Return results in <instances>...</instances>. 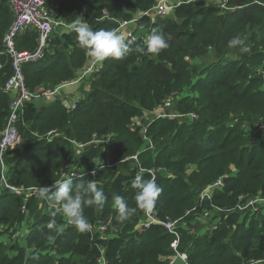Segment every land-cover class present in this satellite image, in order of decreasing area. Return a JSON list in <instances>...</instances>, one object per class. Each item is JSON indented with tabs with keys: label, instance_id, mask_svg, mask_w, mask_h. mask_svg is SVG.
Here are the masks:
<instances>
[{
	"label": "trees",
	"instance_id": "obj_1",
	"mask_svg": "<svg viewBox=\"0 0 264 264\" xmlns=\"http://www.w3.org/2000/svg\"><path fill=\"white\" fill-rule=\"evenodd\" d=\"M157 1L46 0L45 7L61 22L72 25L82 16L94 31L117 30L120 20L130 21L139 11L152 9ZM233 3L229 8L239 10L227 11L198 0L180 5L172 17H158L154 22L148 17L140 19L147 34L156 29L170 37L169 47L151 53L147 52V41L139 40L131 44L133 50L123 59L107 58L86 93L85 87L81 89L86 95L78 97L73 111L67 110L60 98L47 105L34 102L24 108L17 124L21 142L5 157L9 182L25 188L41 187L59 181L70 166L82 168L84 175L73 180L74 185L94 180L107 197L103 207L86 206L84 215L89 223L110 221L111 227L119 230L112 241L96 239L100 246L107 247L109 264H169V257L174 254L175 236L162 226L137 229L146 212V208L137 205L138 189L132 187L140 168L145 170L143 179L152 178L148 171L154 170L162 188L152 208L156 216L163 221L185 216L198 230L193 235L181 230L178 251L187 255L188 264H264V214L250 219L249 215L232 213L217 230L201 237L200 232L206 227L199 226L198 218L203 209L212 210L211 204L204 203L191 211L197 207L199 192L222 176H227L225 190L215 194L212 204L216 206L233 208L242 195L264 196V131L254 127L264 121V77L258 74L261 66L264 68V0ZM12 21L10 7L1 2L0 48ZM234 36L241 37L242 46L229 47ZM37 46L35 32L16 40L18 51H33ZM137 46L144 47L145 52L135 51ZM245 46L250 52L244 51ZM210 58L215 59L212 69L200 71L199 65L192 64L194 60ZM87 60V50L79 46L76 32L61 28L49 40L43 60L23 66L25 84L33 92L72 82ZM0 63L4 65L0 70L1 133L11 114L13 99L2 88L13 71L4 56H0ZM183 88H192L194 96L189 92L190 96L181 98ZM175 92L179 99L174 110L181 115L195 113L198 120H153L147 136L152 138L154 149L143 147L141 127L133 120L143 116L145 110L154 112ZM233 116L239 121L231 129ZM53 130L79 143L91 142L94 135L109 136L108 150L91 147L82 158L74 160L73 148L64 138L45 139ZM135 155L138 163L131 159L120 170V165L99 169L92 162L103 158L116 164ZM233 166L236 173L229 174ZM93 170H97L95 176L90 174ZM0 191V235L3 228L11 230L15 224L22 225L23 231L31 229L25 242L13 241L10 246L0 242V264H23L26 259L27 264H93L82 258L96 257L93 242L86 243L88 250L83 251L82 241L89 240V232L80 233L75 226L62 228L66 223L62 213H38L43 208L38 196L29 197L25 203V196ZM114 195L124 197L129 207L135 208L126 220L116 219ZM25 204L33 218L23 213ZM50 220H55L60 230L49 229ZM10 249L17 250V256L11 258ZM50 249L56 250L58 257Z\"/></svg>",
	"mask_w": 264,
	"mask_h": 264
},
{
	"label": "built area",
	"instance_id": "obj_2",
	"mask_svg": "<svg viewBox=\"0 0 264 264\" xmlns=\"http://www.w3.org/2000/svg\"><path fill=\"white\" fill-rule=\"evenodd\" d=\"M198 0H177L176 3H173V0H158L155 4V6L152 9H149L147 11H143L141 13H137V15L131 19L130 21H124L123 23H120V26L117 28V32L121 33L120 31L124 30L126 26L132 24L135 25L137 29H140L138 27L139 20L148 17L151 19L152 22L155 21L156 18H166L168 14L172 11H174L178 6L182 4H189L192 2H195ZM208 4H216L223 10L232 11L229 6H227L228 0H205ZM4 2L6 3L13 15V21L9 27V29L6 31L2 46L0 48V56H4L8 61L11 62L12 65V71L13 75L6 81L4 84V87L2 90L5 93H8L13 98L10 105V116L8 118V122L4 130L0 133V170L1 171V180H0V186L2 187V191H7L11 193H16L19 195H23L26 197V200H28L29 197L37 196V193L39 191L40 187L30 188L27 189L28 191H25V188L21 186H15L9 182V169L7 164L5 165V157L7 151L14 148L19 140H21L20 133L17 127V124L20 122V120L23 117V111L24 108L34 102H41V100L49 101V100H55L59 98L62 95V90L64 88H68V86H73L75 83L80 82L81 76L79 78H76L73 82H70L71 84H61L58 87L55 88H47V89H37L33 92L30 91L26 84H25V77L23 74V66L25 64L30 63H36L40 60H43L45 57V51L46 47L49 43V40H51V37L55 31L59 29V27H63L66 30L72 29V25L64 24L60 20H56L53 15L48 12V10L45 7L46 0H0V3ZM145 27L143 26V29ZM29 32H35L38 34V46L33 51H18L16 49V40L19 38V36L27 34ZM128 38L126 40H131L132 44L137 43L139 40L147 41L149 37V33L140 36L138 39L134 32H128ZM127 36V35H126ZM246 52H250V48H246ZM4 65L0 63V70L3 69ZM87 69L83 72L84 75H87L90 72H93L94 70L101 67V63H95L93 59L89 56L88 57V63L86 64ZM259 75L264 77V72L259 73ZM1 90V89H0ZM178 98L177 92L171 94L168 98L162 101L161 105L157 107V109L154 112L146 113L141 116L140 119H138V124L141 126L142 135L144 137V141L149 144V149L154 148V144L152 140L147 136V129L149 124L156 119H169V120H186V121H196L198 120V116L195 113H189V114H178L171 112L173 110H169L171 106L174 107L176 104ZM65 108L67 110L72 111L76 107V103H72V106H69V104L64 103ZM153 115V117H151ZM188 118V119H187ZM146 121V122H145ZM237 125V122L232 123L230 125L231 127H234ZM264 121H261V125H259L260 131H264ZM135 130V127H132V131ZM61 136L60 133L57 130H53L50 133L47 134L46 138H55ZM100 140L97 135H94L91 142L93 140ZM110 139V137H109ZM90 142V143H91ZM89 143V144H90ZM94 147V146H92ZM137 159V156L132 157V159ZM96 164V166L99 169L104 168H110L109 163L106 159L101 158L100 160H93ZM119 163L113 164L112 167L118 165ZM7 169V171H6ZM98 170V169H97ZM97 170H93L97 172ZM6 171V173H5ZM90 174L92 175V172ZM144 169L140 168L138 170L137 175H140L144 173ZM150 174H152V177H155L154 170L148 171ZM84 175V171L77 169L76 167L70 166L68 167L67 171L64 172L61 176V179L64 180L65 178H81ZM227 176H222L215 180L213 183L207 185L205 188H203L197 198V207H194L191 211H196V209L204 203L211 204L212 210L203 209L202 215L198 218L199 226L200 227H206L211 230H216L218 228V225L220 223L226 222L227 217L232 213H240L242 215H249V218L261 216L264 214V198L259 199H253L247 195H242L238 197L236 204L233 206V208H221L219 206H216L212 204V200L218 192H224L225 190V179ZM60 179V180H61ZM61 180V181H62ZM52 185V184H51ZM44 186H50V184L44 185ZM19 187V188H18ZM250 198V199H249ZM40 203L44 206V204H49L47 199H39ZM50 205V204H49ZM42 208V206L40 207ZM51 210H54L57 213H62V211H57V209L60 208V205L57 204L55 208L49 207ZM153 208V207H152ZM152 208H147L145 212V219L143 222H141L137 229H149L152 226H162L167 233L175 236V240L173 241V249L175 254L169 258V264H176V260L180 259L184 262V264H188L187 258L178 251V246L181 240V230H187L190 234H196L198 233V230L195 228H190L189 221H186V217L180 218L178 220H167L163 221L159 219ZM28 210L25 206H23V213L27 214ZM188 212L187 214H189ZM64 216V215H63ZM214 217V219H211ZM201 220H209V222L203 223ZM70 226H74L68 221H66V224L64 225L65 228H68ZM30 227H27L25 231V239L28 238V235L31 233ZM204 228V229H206ZM102 230H104L103 226H97L91 224V231L89 234L91 235V239L93 240L98 233H100ZM83 233V232H80ZM198 235V234H197ZM102 238V237H101ZM102 248V246H101ZM51 254L58 257V253L54 249H50ZM50 252V251H49ZM101 258L97 260L98 264H105V252L101 249ZM246 264H257L256 262L246 263Z\"/></svg>",
	"mask_w": 264,
	"mask_h": 264
},
{
	"label": "clouds",
	"instance_id": "obj_3",
	"mask_svg": "<svg viewBox=\"0 0 264 264\" xmlns=\"http://www.w3.org/2000/svg\"><path fill=\"white\" fill-rule=\"evenodd\" d=\"M56 20L58 21V19ZM62 23L65 24V22ZM71 27L77 34L79 46L87 50L88 57L90 56L95 63H102L109 57L114 59H123L130 51L133 50L131 48L132 41H126L125 36L122 33H118L115 29H100L94 31L82 16L81 19L74 21ZM145 34L146 32L143 33V35ZM169 38L170 37H167L163 31L153 29L147 39V52L159 53L161 50L166 49L169 47L167 42ZM228 45L233 48L242 46L243 40L240 36H234L229 40ZM135 51L144 53L145 48L137 46ZM174 112L176 111L174 110ZM58 132L61 136L55 137L53 140L56 138H62L63 133L60 131ZM64 139L70 143L69 138L66 137ZM143 142V147H147V149H149V144L145 141ZM70 144L73 145V143ZM135 156L138 158V155ZM132 157L128 160H131ZM92 175L95 176L96 172L93 171ZM60 179L59 181L54 182V184H50V186H41L39 188L37 193L38 198L47 199L50 204H47L48 208H41L44 211L42 214L48 213L49 210L54 211L49 207L51 206L55 208V206L59 204L60 208L57 209V211H62L68 223L74 225L80 232L91 231V224L84 215V208L92 205L103 207L105 201L107 200L104 191L97 186V183L94 180H88L86 183L82 182L74 185L73 180L75 179L65 178L64 180L61 179L62 181ZM132 187L138 189L135 196L137 205L146 209L152 208L155 205L157 198L162 192V188L157 184L154 176L150 179H143L140 175H137L132 181ZM112 200L118 211V215L116 217L118 221L126 220L135 212V208L129 207L124 197L114 195ZM25 203H27V200H25ZM24 206L26 207V204ZM27 213H29V211ZM54 214L55 213H53V215ZM47 226L49 229L60 230V226L57 225L55 220H50Z\"/></svg>",
	"mask_w": 264,
	"mask_h": 264
},
{
	"label": "rangeland",
	"instance_id": "obj_4",
	"mask_svg": "<svg viewBox=\"0 0 264 264\" xmlns=\"http://www.w3.org/2000/svg\"><path fill=\"white\" fill-rule=\"evenodd\" d=\"M234 1H236V0H228V3H227V6H229V4H230V6L231 5H233L234 3ZM174 2H176V0H173V3ZM68 4L70 5L71 3L70 2H68ZM231 7H233V6H231ZM68 9V7H66V9L65 10H67ZM236 9L237 10H239L238 9V7L237 8H233V11L232 12H235L236 11ZM104 12L106 13V10H104ZM142 11H139V13H141ZM173 14H174V12H172V13H170L168 16H167V18L168 17H172L173 16ZM63 17V16H62ZM64 18V17H63ZM65 24H66V22H65ZM138 27L142 30V33H145L144 32V30H143V26H141L140 24L138 25ZM141 36H142V34H141ZM136 37L139 39L140 38V36H137L136 35ZM257 39H259V38H257ZM247 46V45H246ZM246 46H245V48H246ZM244 48V49H245ZM245 51V50H244ZM246 52V51H245ZM232 57V56H231ZM231 57L230 58H228V61H230L231 60ZM212 58H214V57H212ZM212 58H210L211 60H207V61H204L203 59H208L207 57H205V58H203V59H200V60H194V61H192V64H195V65H199V66H197L198 68H200V71H202V70H209V69H212L213 68V65L212 64H215V63H213L214 61H215V59H212ZM218 61V60H217ZM189 63H191V61L189 62ZM86 64H87V62H86ZM86 64H85V66L81 69V70H79V72H78V75H80L81 76V79L83 78L84 79V83H82V85L81 86H83V87H85V86H87V85H89V83L93 80V78H94V76H96V75H98L99 73H100V71L102 70V68L103 67H100V68H98V69H96V70H94L93 72H90V73H88L87 75H84L83 74V72L87 69V67H86ZM264 72V68H263V66H261V68L258 70V74L259 73H263ZM80 82H82V80L80 81ZM80 82H77V83H75L76 85H74V86H68V88H64L63 90H62V95L59 97L60 98V100L62 101V103L64 104V103H67V104H69V106H72V102H75V100L78 98V95L79 96H81V95H86V94H83L82 92H81V89L83 88H80V86H77V85H79L78 83H80ZM67 84H71L70 82H66ZM244 83H246V85L249 83V82H246V81H244ZM78 87L80 88L79 90H78ZM189 92H191V94L190 95H192V96H194V91H193V89L191 88V90L189 91V90H185V88H183L182 89V92H180V94H181V98H185V97H188V96H190L189 95ZM67 94H69L68 95V97H66V95ZM70 96V97H69ZM83 96H81V97H83ZM58 98V99H59ZM67 98V99H66ZM178 100V99H177ZM50 102H53V101H51V100H49V101H45V100H41V103H43L44 105H47V104H49ZM71 102V103H70ZM174 108H173V106H171L170 108H169V110H173ZM146 110L144 111V114L146 115V116H148L147 114H146ZM151 117H153V115L151 116ZM141 118V116L139 115V117H137V118H135L134 120H133V123L140 129V125L138 124V119H140ZM176 120H179V119H176ZM232 120H233V122L232 123H235V122H237V121H239V119L238 118H236L235 116H233L232 117ZM172 121H174V120H172ZM146 122V121H145ZM183 122H186V121H182V123ZM231 124V123H230ZM259 125H261V123L259 124H256L254 127H259ZM134 126V125H133ZM247 126H249V124L247 123ZM264 126V125H263ZM61 132V131H60ZM62 133V132H61ZM63 136H62V138H66L65 137V135H64V133L62 134ZM108 138H109V136H106V137H103V138H101L100 140L98 139V140H93L91 143H90V141L89 142H87V143H79V142H77L76 140H69L70 141V143H73V145H71L72 146V151H73V159L74 158H82V156L85 154V151H87L89 148H91L92 146H94V148H102V150L103 151H105L106 149H107V146H108V144H109V142H108ZM149 138H151V137H149ZM151 140H152V138H151ZM143 141H144V137H143ZM20 142H21V140H19V142H18V144L17 145H19L20 144ZM90 143V144H89ZM108 150V149H107ZM65 152H66V150H65ZM67 156L69 157V153L67 154ZM132 157V156H131ZM131 157H128L124 162H117V163H119L118 165H120L118 168H119V170H120V168L121 167H123L125 164L124 163H126V162H130L128 159L129 158H131ZM75 160V159H74ZM100 160V159H99ZM134 162H136V163H138V161H137V159L135 158L134 159ZM5 164V163H4ZM6 165V164H5ZM112 165L113 164H111L110 162H109V166H110V168H113L112 167ZM127 165L128 166H130V164H128L127 163ZM74 167H76L77 169H82V168H80V167H78V166H75V165H73ZM115 167V166H114ZM6 171H7V169H6ZM6 171H5V173H6ZM234 173H236V171H235V167L233 166L232 167V170H231V172L229 173V174H234ZM1 174V173H0ZM19 188V187H18ZM30 188H35V186H31V187H26V188H20V189H24L25 191H28L27 189H30ZM2 189V187L0 186V190ZM1 192V191H0ZM259 198H264V196L262 195V196H257V197H254L253 199H259ZM250 199V198H249ZM27 202H28V200H27ZM45 208H48V205L46 204L45 206H43V209H45ZM41 209V208H40ZM40 212H44L42 209L40 210V211H38V213H40ZM63 214V213H62ZM28 217H31V218H33L34 216L33 215H31L30 214V211H29V213H28ZM66 221H67V219H66ZM30 223H32V222H30ZM90 224H93V225H97V226H103L104 227V230H102L100 233H98L97 235H96V237L92 240L91 239V237L89 238V240L87 239V240H85V241H82V243L84 244V247H83V251H84V253L86 252V250H88L87 249V247H86V243H91L92 244V242H93V244H94V246H95V248L97 249V250H95V251H97V253L95 254L96 255V257L94 256V255H90L89 257H82L84 260H91V262L93 263V264H98V262H97V260H99V258H101V256H102V254H101V249L105 252V264H109V260H108V256H107V247L106 246H103L102 248H101V246L97 243V241H96V239H97V237H102V238H99L100 239V241H102V242H104V241H106V242H108V240L109 241H112V240H114V239H116L117 238V234H118V232H119V230L118 229H115V228H112L111 227V223H110V221L108 222V223H105L103 220H99L96 224L95 223H90ZM22 225H16L15 224V226L13 227V228H11V230H6V228H3L2 229V233H1V235H0V242L1 243H3L4 245H7V246H10V245H12L13 243V241H15L16 242V244H18V243H20V242H25V233L23 232V229H22V227H21ZM63 228H65L64 226H62ZM140 230V229H139ZM114 234V235H113ZM11 241V242H10ZM90 248V247H89ZM94 250V249H93ZM9 252H11L10 253V255H11V258H13V257H15V256H17V254H18V251L16 250V251H13V250H9ZM174 254H175V252H174ZM173 254V255H174ZM183 254V253H182ZM96 258V259H95ZM170 258V257H169ZM27 260L28 259H26V261H24V263L23 264H27ZM96 261V262H95ZM80 263H81V261H80Z\"/></svg>",
	"mask_w": 264,
	"mask_h": 264
},
{
	"label": "crops",
	"instance_id": "obj_5",
	"mask_svg": "<svg viewBox=\"0 0 264 264\" xmlns=\"http://www.w3.org/2000/svg\"><path fill=\"white\" fill-rule=\"evenodd\" d=\"M177 1V0H176ZM176 3V2H175ZM179 7V6H178ZM177 7V8H178ZM176 8V9H177ZM176 9L174 10V11H172V12H174L175 13V11H176ZM172 12H170V13H172ZM169 13V14H170ZM168 14V15H169ZM120 23H123V21H121L120 20ZM58 30H61V28L60 29H58ZM124 36H125V39L126 38H128V32H134L135 33V35H137V36H141V34L143 35V33H142V30L141 29H137L136 28V26L135 25H132V24H130V25H128V26H126V28L124 29V30H122V31H120ZM58 33V32H57ZM59 34V33H58ZM127 35V36H126ZM79 77H80V75H79ZM78 77V78H79ZM81 83V82H80ZM80 83H78L79 85H77V86H80ZM82 83H84L83 81H82ZM74 85H76V84H74ZM73 85V86H74ZM81 88L83 87V86H80ZM89 87V85H87V86H85V88H84V91H85V93H86V89ZM80 88L78 87V90H79ZM78 97L80 98V96L78 95ZM77 102H78V98L75 100V102H72V103H76L77 104ZM71 103V102H70ZM73 111V110H72ZM233 127H231V129H232ZM136 130V129H135ZM134 130V131H135ZM142 137H143V135H142ZM257 196H260V193L257 195ZM256 196V197H257ZM253 198V197H252ZM211 219H214V217H212ZM251 219V218H250ZM201 222H203V223H208L209 222V220H201ZM193 224H196V222H193L192 223V225ZM221 224V223H220ZM190 228H195V227H193V226H190ZM211 229H205L204 231H201L200 232V235L199 236H204L205 234H206V232L207 231H210ZM186 258H187V255L186 254H183ZM176 264H184V262L182 261V260H180V259H177L176 260Z\"/></svg>",
	"mask_w": 264,
	"mask_h": 264
},
{
	"label": "water",
	"instance_id": "obj_6",
	"mask_svg": "<svg viewBox=\"0 0 264 264\" xmlns=\"http://www.w3.org/2000/svg\"><path fill=\"white\" fill-rule=\"evenodd\" d=\"M171 113H172V114H174L175 112H174V111H172Z\"/></svg>",
	"mask_w": 264,
	"mask_h": 264
}]
</instances>
